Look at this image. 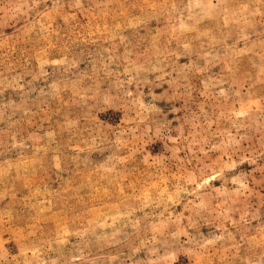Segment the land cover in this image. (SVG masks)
Returning <instances> with one entry per match:
<instances>
[{
	"label": "rangeland",
	"instance_id": "obj_1",
	"mask_svg": "<svg viewBox=\"0 0 264 264\" xmlns=\"http://www.w3.org/2000/svg\"><path fill=\"white\" fill-rule=\"evenodd\" d=\"M0 264H264V0H0Z\"/></svg>",
	"mask_w": 264,
	"mask_h": 264
}]
</instances>
